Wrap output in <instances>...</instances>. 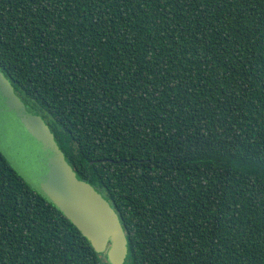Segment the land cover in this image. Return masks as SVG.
Wrapping results in <instances>:
<instances>
[{
  "label": "trees",
  "instance_id": "1",
  "mask_svg": "<svg viewBox=\"0 0 264 264\" xmlns=\"http://www.w3.org/2000/svg\"><path fill=\"white\" fill-rule=\"evenodd\" d=\"M0 72L129 264H264V0H0ZM0 264H102L1 152Z\"/></svg>",
  "mask_w": 264,
  "mask_h": 264
},
{
  "label": "water",
  "instance_id": "2",
  "mask_svg": "<svg viewBox=\"0 0 264 264\" xmlns=\"http://www.w3.org/2000/svg\"><path fill=\"white\" fill-rule=\"evenodd\" d=\"M50 138L52 137L48 130L42 127L40 118L26 111L23 103L0 72V152L3 153V156L12 165L21 169V172H31L32 177L39 180L38 187L52 186L56 191V196L61 195L62 190L66 188L74 193L77 202H80L77 197L78 188H86L96 196L97 193L90 185L76 180L69 174V166L63 159V153L61 154L60 150V152L53 153L51 150L54 143ZM30 169L34 170L36 174L39 173L41 176L47 177L49 183L46 184L38 176L39 174L36 175ZM98 197L101 199L99 195ZM108 213L115 217L112 210ZM96 234V239H101L100 247L103 252L107 251L109 257L112 258L116 245L109 238L110 233L106 230L99 232L96 229Z\"/></svg>",
  "mask_w": 264,
  "mask_h": 264
},
{
  "label": "rangeland",
  "instance_id": "3",
  "mask_svg": "<svg viewBox=\"0 0 264 264\" xmlns=\"http://www.w3.org/2000/svg\"><path fill=\"white\" fill-rule=\"evenodd\" d=\"M4 76V75H3ZM5 78V77H4ZM6 79V78H5ZM7 80V79H6ZM8 84L11 86L10 82L7 80ZM12 87V86H11ZM13 89V88H12ZM29 113V112H28ZM33 116L39 117L41 120V125L43 128L48 130L50 138L54 145L51 147L53 153L60 152L58 149L56 141L49 127L46 125L44 120L38 116L30 113ZM60 150V151H59ZM3 154V153H2ZM62 154V152H61ZM62 156V155H61ZM7 159V158H6ZM64 159V158H63ZM11 167L19 174V176L32 188L35 190L42 198L52 204L56 209H58L66 218H68L81 234L86 238V240L93 247L94 251L100 254L102 264H129L126 260L128 255L127 250V239L122 224L119 220V216L116 211L113 209L111 204L97 191V194L94 196L92 191L87 190L86 188H78L77 197H79L80 202H77L74 197V193L70 192L69 188L62 190L61 195L56 196V191L52 186H45V188L38 187L39 180L32 177L31 172L23 171L19 169L16 165H12V163L7 159ZM65 161V160H64ZM69 166V165H68ZM33 173L36 172L30 169ZM69 174L77 179L75 172L72 168L68 167ZM39 174V173H37ZM36 174V175H37ZM46 184H48L49 179L47 177L38 175ZM80 181V180H79ZM86 184V183H85ZM92 187V186H90ZM93 188V187H92ZM95 189L93 188V191ZM73 194V195H72ZM112 210L115 213V217L110 215L108 212ZM96 229L99 232L106 230L110 233V239L115 243V253L109 257L107 251L103 252L101 245V239H96ZM111 243V241L109 240ZM115 258V259H114Z\"/></svg>",
  "mask_w": 264,
  "mask_h": 264
}]
</instances>
